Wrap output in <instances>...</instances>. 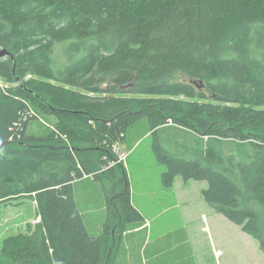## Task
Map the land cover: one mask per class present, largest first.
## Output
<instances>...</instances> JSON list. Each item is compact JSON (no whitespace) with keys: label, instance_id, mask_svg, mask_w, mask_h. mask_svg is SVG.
Segmentation results:
<instances>
[{"label":"trees","instance_id":"obj_1","mask_svg":"<svg viewBox=\"0 0 264 264\" xmlns=\"http://www.w3.org/2000/svg\"><path fill=\"white\" fill-rule=\"evenodd\" d=\"M0 47L14 56L0 55V202L31 195L41 215L0 264H114L73 184L114 180L118 225L142 221L115 148L144 118L164 184L206 181L264 251V0H0ZM38 113L56 120L28 133Z\"/></svg>","mask_w":264,"mask_h":264},{"label":"rangeland","instance_id":"obj_2","mask_svg":"<svg viewBox=\"0 0 264 264\" xmlns=\"http://www.w3.org/2000/svg\"><path fill=\"white\" fill-rule=\"evenodd\" d=\"M171 79L190 81L179 73ZM0 85L9 84L0 78ZM55 120L38 113L27 131L45 134ZM152 131L144 118L130 128L126 142L115 148L123 155L117 175L125 174L134 205L146 219L118 225L119 220L111 211L119 207L108 199L114 180L106 176L100 181L84 176L73 184L89 234L107 240L110 252L116 251L114 264H264L259 241L204 200L202 190L208 185L206 181L178 175L171 186L164 184L162 175L167 166L154 151ZM192 138L203 143L208 139L197 134ZM39 222L41 215L31 195L8 204L0 202V250L5 237L24 232L28 224ZM140 230L143 231L137 232ZM114 237L119 241L112 248Z\"/></svg>","mask_w":264,"mask_h":264},{"label":"water","instance_id":"obj_3","mask_svg":"<svg viewBox=\"0 0 264 264\" xmlns=\"http://www.w3.org/2000/svg\"><path fill=\"white\" fill-rule=\"evenodd\" d=\"M0 55L1 56L10 55L12 59L14 57L13 54H11V52L7 48H3V47H0ZM191 82L197 84L199 87H202L203 84L201 80L198 81L196 79H192Z\"/></svg>","mask_w":264,"mask_h":264},{"label":"crops","instance_id":"obj_4","mask_svg":"<svg viewBox=\"0 0 264 264\" xmlns=\"http://www.w3.org/2000/svg\"><path fill=\"white\" fill-rule=\"evenodd\" d=\"M132 203L134 204L133 199H132ZM134 206H135V205H134ZM136 206H137V205H136ZM136 206H135V207H136ZM136 208H137V207H136ZM142 214H143V212H142ZM143 217L146 219V217H145L144 215H143ZM147 223H148L147 225L149 226V224H150L149 220L147 221ZM147 225H145V228H146V229H147ZM240 227H241V226H240ZM141 231H143V230H140V231H137V232H141ZM135 233H136V232H135ZM135 233H133V234H135ZM133 234H132V235H133ZM196 249H197V248H195V251H196Z\"/></svg>","mask_w":264,"mask_h":264},{"label":"built area","instance_id":"obj_5","mask_svg":"<svg viewBox=\"0 0 264 264\" xmlns=\"http://www.w3.org/2000/svg\"><path fill=\"white\" fill-rule=\"evenodd\" d=\"M116 152H117L118 155H119V159L116 161V162H118V161H120V160L122 159L123 155H121L119 151H116Z\"/></svg>","mask_w":264,"mask_h":264}]
</instances>
